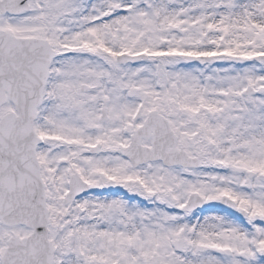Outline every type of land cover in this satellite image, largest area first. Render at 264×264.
Returning <instances> with one entry per match:
<instances>
[{
  "label": "snow or ice",
  "instance_id": "obj_1",
  "mask_svg": "<svg viewBox=\"0 0 264 264\" xmlns=\"http://www.w3.org/2000/svg\"><path fill=\"white\" fill-rule=\"evenodd\" d=\"M0 264H264V0H0Z\"/></svg>",
  "mask_w": 264,
  "mask_h": 264
}]
</instances>
